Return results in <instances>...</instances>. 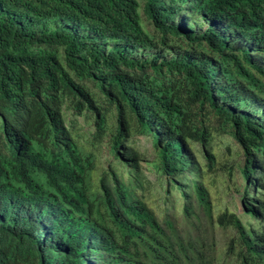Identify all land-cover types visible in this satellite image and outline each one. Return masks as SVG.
<instances>
[{"label":"trees","instance_id":"obj_1","mask_svg":"<svg viewBox=\"0 0 264 264\" xmlns=\"http://www.w3.org/2000/svg\"><path fill=\"white\" fill-rule=\"evenodd\" d=\"M222 136L252 222L204 183ZM263 162L264 0H0V264H264Z\"/></svg>","mask_w":264,"mask_h":264},{"label":"rangeland","instance_id":"obj_2","mask_svg":"<svg viewBox=\"0 0 264 264\" xmlns=\"http://www.w3.org/2000/svg\"><path fill=\"white\" fill-rule=\"evenodd\" d=\"M128 144L136 147L142 152H146L148 155L151 153V145L144 137H134L128 142ZM211 152L214 156L215 162L217 163H215V171L212 174H208L209 176L207 175L204 178V183L208 185L215 212L225 209L231 210L238 216L242 217L243 220L252 222V220L244 217L245 209L239 200V193L236 192V189L231 187L230 189H227L230 184H236L237 188H239L242 184L239 173L237 172L238 165L241 166V164H243V159L241 153L239 152L238 145L235 144V142L228 136L217 137L212 143ZM198 161L205 166L206 161L202 155L198 156ZM95 162L99 168H107L110 164V166H114V168H116L118 172L117 174H119L118 176H123L121 175V172H124V170L120 166L116 165V162L109 157L106 152L99 153L95 158ZM122 162L125 163L126 161L122 160ZM145 174H147L148 179L152 182L149 191L144 192L143 190H140L137 192V195L140 198L143 196L142 199L146 198V202L149 206L153 208L157 214H159L160 210L164 208L163 200H166V196L162 192V188H164V186L161 187L160 182L155 180L154 174ZM253 177L260 180L257 181V184H264V162L262 163V168L255 170ZM230 180H232L233 183H230ZM253 190L261 192L264 196V185ZM172 197L174 196L170 193L169 200H171ZM178 203H180V201H178ZM177 204L176 216L180 217V211Z\"/></svg>","mask_w":264,"mask_h":264}]
</instances>
